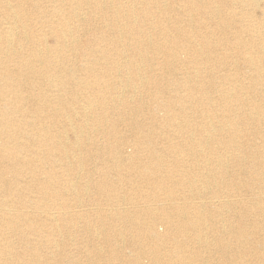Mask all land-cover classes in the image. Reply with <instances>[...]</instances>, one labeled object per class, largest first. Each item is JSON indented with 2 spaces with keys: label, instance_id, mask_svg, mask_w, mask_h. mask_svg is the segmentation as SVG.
I'll return each instance as SVG.
<instances>
[{
  "label": "bare ground",
  "instance_id": "1",
  "mask_svg": "<svg viewBox=\"0 0 264 264\" xmlns=\"http://www.w3.org/2000/svg\"><path fill=\"white\" fill-rule=\"evenodd\" d=\"M50 1L0 0V264H264V0Z\"/></svg>",
  "mask_w": 264,
  "mask_h": 264
},
{
  "label": "rangeland",
  "instance_id": "2",
  "mask_svg": "<svg viewBox=\"0 0 264 264\" xmlns=\"http://www.w3.org/2000/svg\"><path fill=\"white\" fill-rule=\"evenodd\" d=\"M43 4H44V6H47L49 9H51L52 8V1H50V0H43ZM173 13V15H177L176 13H174V12H172ZM260 13H261V11H258L257 12V16H260ZM0 17H2L3 15H5V16H7V14H5V13H3L1 10H0ZM97 25H99L100 23H96ZM93 26V25H92ZM83 31V32H82ZM90 32L91 31H89L88 30V25H85V24H83L82 25V27L80 28V31H79V33H78V35H77V40H78V43L79 44H86L87 42H91V39H92V32H91V34H90ZM242 36H245V35H247L246 33H243L242 32V34H241ZM91 36V37H90ZM246 37V36H245ZM47 40H48V42L49 43H53L54 42V40L49 36L48 38H47ZM89 42V43H90ZM76 52H78V51H76ZM75 56H77L78 58L81 56V50H79V54H74ZM159 58H162V56L161 55H159L158 56ZM181 57L183 58V59H186V57H187V55L186 54H181ZM78 60H80V59H78ZM244 66V64L242 63V62H240L239 64H238V68H239V70H240V75H242L243 73L244 74H247L248 73V70L245 68V67H243ZM165 81L168 83V82H170L169 81V79H165ZM259 85H255L252 89H246V90H244L242 93L244 94L243 96H246V97H248L249 99H252V100H254L255 101V104H264V100H262V98H263V96H262V94H260L261 92L259 91ZM254 93V94H253ZM141 96V94L139 95V97ZM253 97V98H252ZM199 120V119H198ZM204 121H205V123L207 122V119H204ZM199 123L201 124V122H200V120H199ZM231 131H233V129H231ZM221 133H223V135H226V133L227 132H220V134ZM238 133H241V132H239L238 131ZM201 135V136H200ZM255 136V134H253V133H251V132H247V133H245V137H244V139H247V137L248 138H253ZM194 137H196V140H201V138L203 139H205L207 142L208 141H211V143H207V148H206V152H207V156L209 157V158H216L217 156H218V154H221V153H223V151L224 150H222V149H220V150H218L217 148L218 147H220V148H223L222 146H220V145H218V144H216V143H213L214 141L213 140H211V139H209V138H207V133H197V134H195V136ZM180 141L181 142H183L181 139H180ZM218 145V146H217ZM215 150V151H214ZM192 165L194 166L195 164H202V163H204V161L202 160V159H199V158H197V159H194L192 162ZM194 163V164H193ZM205 164V163H204ZM204 164H202V166L204 165ZM89 166H93V163H91L90 165H84V168H85V170L89 167ZM109 166V165H108ZM204 167V166H203ZM85 170H83L82 171V173H81V175L84 173V171ZM76 172V171H75ZM76 176H77V172H76ZM92 197V195L90 196V197H87V196H85V198H91ZM76 201V200H75ZM31 210H33L32 208H31ZM160 228H163V226H160ZM13 233H10V235H12ZM12 237L14 238V235H12ZM122 239H120V240H118V244L121 246V248H124L125 249V251H127V253H129L130 252V250H129V246H128V243L126 242V241H123V243L124 244H122ZM19 244V243H18ZM125 245V246H124ZM128 249V250H127ZM147 261V260H146ZM79 264H82V263H79ZM99 264V263H98ZM260 264H263V262H261Z\"/></svg>",
  "mask_w": 264,
  "mask_h": 264
}]
</instances>
